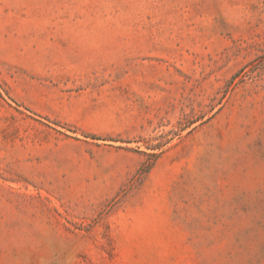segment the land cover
Here are the masks:
<instances>
[{
  "label": "rangeland",
  "instance_id": "obj_1",
  "mask_svg": "<svg viewBox=\"0 0 264 264\" xmlns=\"http://www.w3.org/2000/svg\"><path fill=\"white\" fill-rule=\"evenodd\" d=\"M0 264H264V0H0Z\"/></svg>",
  "mask_w": 264,
  "mask_h": 264
}]
</instances>
